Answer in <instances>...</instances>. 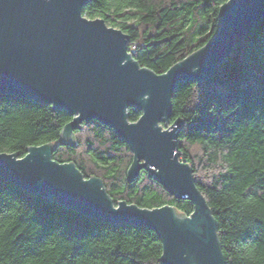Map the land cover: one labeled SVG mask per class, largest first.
<instances>
[{"label":"trees","instance_id":"16d2710c","mask_svg":"<svg viewBox=\"0 0 264 264\" xmlns=\"http://www.w3.org/2000/svg\"><path fill=\"white\" fill-rule=\"evenodd\" d=\"M225 1L88 0L82 12L128 34L138 63L164 73L215 34ZM140 113L128 108L129 120ZM176 119L180 158L212 211L225 264H264V17L210 78L176 85L169 124ZM70 120L65 110L0 94V152L22 157L56 143ZM74 136L52 158L100 177L114 202L192 212L190 200L171 196L145 170L127 181L132 153L111 128L91 120ZM160 255L149 228L92 219L0 176V264H161Z\"/></svg>","mask_w":264,"mask_h":264},{"label":"water","instance_id":"95a60500","mask_svg":"<svg viewBox=\"0 0 264 264\" xmlns=\"http://www.w3.org/2000/svg\"><path fill=\"white\" fill-rule=\"evenodd\" d=\"M88 0H0V94L65 110L71 116L56 143L30 146L24 156L0 152V176L54 205L92 219L151 229L161 243V264H225L212 211L197 188L191 165L180 158L171 125L172 96L183 81L202 83L264 17V0H226L215 34L164 73L141 66L130 37L103 18H88ZM140 111L130 121L128 108ZM111 128L132 153L126 179L145 170L189 215L172 205L146 208L114 202L103 180L84 176L73 162H57L58 145L72 144L82 122ZM164 123L165 126L162 124Z\"/></svg>","mask_w":264,"mask_h":264},{"label":"snow or ice","instance_id":"6c2138e0","mask_svg":"<svg viewBox=\"0 0 264 264\" xmlns=\"http://www.w3.org/2000/svg\"><path fill=\"white\" fill-rule=\"evenodd\" d=\"M161 255H162V256H164V255H165V253H161ZM157 259H159V257H157Z\"/></svg>","mask_w":264,"mask_h":264},{"label":"rangeland","instance_id":"374dc122","mask_svg":"<svg viewBox=\"0 0 264 264\" xmlns=\"http://www.w3.org/2000/svg\"><path fill=\"white\" fill-rule=\"evenodd\" d=\"M75 137V136H74Z\"/></svg>","mask_w":264,"mask_h":264}]
</instances>
